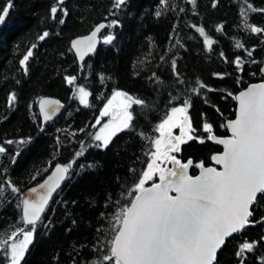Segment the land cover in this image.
I'll list each match as a JSON object with an SVG mask.
<instances>
[{
    "label": "trees",
    "instance_id": "16d2710c",
    "mask_svg": "<svg viewBox=\"0 0 264 264\" xmlns=\"http://www.w3.org/2000/svg\"><path fill=\"white\" fill-rule=\"evenodd\" d=\"M8 3L0 0V12ZM11 5L0 27V147L5 149L0 152V264L10 261L11 237L33 228L20 264H94L107 253L115 234L114 213L130 205L136 194L128 195L147 167L155 129L171 107L189 100L193 137L204 141L190 139L176 152L181 163L192 160L191 175L201 162L210 166L221 150L203 126L210 124L217 137L227 135L225 122L234 117V97L263 80L264 31L252 32L250 26L264 29V0H126L118 9L114 0H11ZM114 20L118 25L112 26ZM101 22L106 27L97 51L79 64L70 41ZM198 27L213 40L211 48ZM45 32L49 35L40 39ZM109 34L115 39L105 44ZM30 49L25 72L20 61ZM71 76L76 77L73 84L66 79ZM198 82L207 87L200 89ZM79 86L90 93L87 106L78 100ZM117 90L145 104L129 108L131 129L118 132L106 149L97 147L95 123ZM45 96L64 106L44 123L37 103ZM77 152L83 155L77 157ZM57 163L69 166L66 181L38 223L27 226L22 193ZM251 210L250 220L264 217V195H258ZM254 224L226 239L216 264H232L239 246L250 240L255 242L252 255L263 254L264 223ZM250 264L258 263L252 259Z\"/></svg>",
    "mask_w": 264,
    "mask_h": 264
},
{
    "label": "snow or ice",
    "instance_id": "6c2138e0",
    "mask_svg": "<svg viewBox=\"0 0 264 264\" xmlns=\"http://www.w3.org/2000/svg\"><path fill=\"white\" fill-rule=\"evenodd\" d=\"M62 3V0H60ZM194 4L195 0H191ZM126 0H114V7L120 8ZM11 0L0 12V25L5 22L11 7ZM215 6V5H213ZM251 8V5L248 6ZM254 10V9H253ZM55 19L57 7L51 8ZM67 15V13H64ZM160 13L158 12L157 15ZM244 13H242L243 15ZM60 23H64L61 19ZM112 26L118 25V21H112ZM106 25H99L89 37L73 42L72 47L83 59L88 52L95 50V37ZM252 32H261L264 29L250 26ZM221 28H217L220 31ZM196 31L204 37V43L211 48L213 40L210 39L203 27ZM49 33L45 32L40 37L44 39ZM115 39L111 34L103 38L105 44H110ZM35 47V45L33 46ZM237 47L242 45L237 44ZM31 49L20 61L27 72V61L32 56ZM251 55V52L248 53ZM223 55V54H222ZM239 67L238 57L235 61ZM175 68V61H173ZM264 71V69H262ZM220 75V74H216ZM69 84L76 80L75 76L66 77ZM103 79V77H102ZM199 88L206 85L199 83ZM211 91V89H209ZM193 91H198L193 89ZM80 103L88 105L90 93L84 86L78 87ZM231 95V93H229ZM121 98V115L118 120L105 124L98 133L94 134L96 141H101L97 147L107 148L118 132L131 129L133 115L128 110L133 104L144 106L141 99H134L123 91H114L110 99L104 105L100 115L108 116L113 108V102ZM239 102L235 120H230L227 127L231 130V137L217 139L212 133V126L205 123L203 128L210 135L208 139L215 140L224 146L222 154L212 156L216 164L222 165L223 170L205 168L201 162L197 167L202 169L198 176L188 175L187 169L192 165V160L181 163L170 152H178L179 145L187 139H200L190 133L194 131L187 109L189 100H184L179 106L169 109V113L155 129L160 133L153 143L156 151L152 153L155 159L163 156L171 161L173 168L162 169L156 164L155 159L150 162L143 171L139 181L135 183L129 196L135 192L130 205H123L114 213L112 231L115 233L108 241L107 253L98 258L94 264H216L217 252L225 245V240L233 233L241 232L249 224L264 223V217L260 220H250L253 216L252 205L257 201L258 195H264V83L251 85L246 91L240 92L234 97ZM15 100V94L10 101ZM59 101H44L41 110L45 113V119H51V113L57 111ZM99 123V120L97 121ZM179 127L181 135L172 136L171 130ZM187 128V131L185 130ZM141 135H143L141 133ZM163 138V139H162ZM200 142L204 141L200 139ZM12 143V141H8ZM23 143V141H21ZM164 143L165 151L161 152V144ZM5 149L0 147V152ZM83 155L77 152L76 156ZM83 167V166H81ZM89 168L94 165H88ZM69 166H57L53 174L57 179L48 188L47 193H38L36 188L30 191L35 194L33 199H24L23 219L29 225H35L40 219L41 213L48 204L52 191L59 186V181L65 178ZM159 173V183H153L151 187H145L147 181ZM52 180V177H49ZM44 188V185H40ZM13 192L18 189L11 187ZM174 192L175 195H170ZM33 230L23 232V240L13 243L11 248V264H20L28 245L32 241ZM253 242H244L239 246L236 256L240 258V264H244L243 254L251 252Z\"/></svg>",
    "mask_w": 264,
    "mask_h": 264
},
{
    "label": "water",
    "instance_id": "95a60500",
    "mask_svg": "<svg viewBox=\"0 0 264 264\" xmlns=\"http://www.w3.org/2000/svg\"><path fill=\"white\" fill-rule=\"evenodd\" d=\"M64 1H65V0H62V3H61L60 0H57L58 4H63ZM6 18H7V16H6ZM6 18H5V21H6ZM4 23H5V22H4ZM4 23H3V24H4ZM3 24L0 25V27H2ZM101 24H104V25H105L104 22H101V23L97 24L96 26H94L93 29H92L89 33H87V34H85V35H82V36L75 37V38H73V39L71 40V50L73 51V53H74L75 57L77 58L79 64H81L86 58H88L90 55H92L93 53H95V52L97 51V49H98V47H99V44H100V34H101V32H102L103 29H101V31H100L99 33H97V36L94 38L95 41H96L95 50L92 51V52H88L86 55H84L83 59L80 58V54L77 52V50H76L75 48L72 47L73 42L76 41V40H82V39H84V38H86V37H89V36L91 35V33H92L93 31H95L96 28H97L99 25H101ZM262 69H264V61L262 62V64H261V68H260V71H261V74H262L263 80H261V81H259V82H255V83H251V84L247 85V86H246L244 89H242L240 92H242V91H246L251 85H258V84L264 83V71H262ZM240 92H238L237 95H238ZM235 100H236V99H235ZM44 101H59V105L56 106V107H57V111H56L55 113H51V114H50V115H51V119H48V120L45 119V113L41 110V104H42V102H44ZM63 106H64V105H63V103H62L61 100H59L58 98H55V97H50V96L42 97V98L38 101V103H37L38 111H39V113H40V115H41V118H42V121H43L44 123L47 122V121H50V120H52V119H54V118H56V117L62 112V110H63ZM238 107H239V102L236 100L235 114H234V117H233L232 119H230V120H235V119H236V115H237ZM230 120H227V121L225 122V128H226V130H227V132H228V135H227L226 137H217V136L214 135L217 139H223V138H229V137H231V135H232L231 130L227 127V124H228V122H229ZM211 135H213V134H211ZM211 141H212L214 144L218 145V146L221 148V151L218 152V153H216L215 155L222 154L223 151H224V146H223L222 144L217 143L215 140H211ZM189 160H191V159H189ZM58 165H59V166H64L62 163H57V164H55V165L53 166V168L51 169V171H50V172H49V173L43 178L42 181H40L39 183H37V184H35V185H33V186H31V187H29V188H27L26 190L23 191V193H22V198H21V215H22V219H23V208H24L23 201H24V199H30V200H31V199H33V198L35 197V194L32 193V192L30 191V190L33 189V188H36L38 193H47V192H48V188H49V187L52 185V183L57 179V177L54 176L53 174L56 172V168H57ZM173 167H174V165H173V163H172L169 167H166L165 170H166V169H169V168H173ZM190 168H191V165H190L189 168L187 169L188 175H190V176L195 177V176L200 175L201 172H202V169L199 168V171L197 172L196 175H191V174H190ZM205 168H215V169H217V171H222V170H223L222 165L216 164L215 161H213V160H212V165H210V166H206ZM67 174H68V173L65 174V178H64L63 180H60V181H59V186H58L57 188H55L54 191H52V193H51V195L49 196V199H48V204H49V202L51 201V199L53 198V196L56 194V192L61 188V186H62V185L64 184V182L66 181ZM49 177H52V180H49ZM157 183H159V180H158ZM40 185H44V188H43V189L40 188ZM147 187H151V185H150V186H147ZM147 187H146V188H147ZM169 194H170V195H175L174 192H170ZM48 204L45 206V210H46ZM45 210L41 213V215H40V219L43 217ZM40 219H39V220H40ZM39 220H37L36 223H38ZM23 222H24V219H23ZM36 223H35V224H36ZM24 224L27 225V226H30L29 224H27V223H25V222H24ZM249 225H250V224H249ZM249 225H248V226H249ZM248 226H246V227H248ZM246 227H245V228H246ZM233 234H234V233H233ZM233 234H232V235H233ZM232 235H231V236H232ZM227 238H229V237H227ZM227 238H226V239H227ZM225 241H226V240H225ZM222 247H223V246H222ZM218 252H219V250H218ZM218 252H217V253H218Z\"/></svg>",
    "mask_w": 264,
    "mask_h": 264
},
{
    "label": "rangeland",
    "instance_id": "374dc122",
    "mask_svg": "<svg viewBox=\"0 0 264 264\" xmlns=\"http://www.w3.org/2000/svg\"><path fill=\"white\" fill-rule=\"evenodd\" d=\"M78 95H79V93H78ZM112 95H113V94H112ZM111 97H112V96H111ZM111 97H110V98H111ZM110 98H109V99H110ZM78 100L80 101L79 98H78ZM120 100H121V98H117V100L113 102V105H114V106H113V108H112V110H111L110 115H108V116H101V115H99V116H98L97 121L99 120V123H97V121H96V123H95V126H97V129L95 130V133H94V134L98 133V132L100 131V129H101L105 124L109 123L110 121H113L114 118H115L116 120H118V119L120 118V115H121ZM103 108H104V107H103ZM103 108H102V109H103ZM128 110H129V109H128ZM101 111H102V110H101ZM100 113H101V112H100ZM191 126H192V125H191ZM185 130L187 131V128H186ZM171 132H172V136H173V137L178 136V135H181V132H180L179 127H177V128H173V129L171 130ZM94 134H93V138H94ZM190 134L193 136V131H192ZM159 136H160V133L157 131V137H159ZM157 137H156V138H157ZM156 138H155V139H156ZM155 139H154V140H155ZM162 139H163V138H162ZM185 140L188 141L189 139H187V137H185ZM99 142H100V144L102 143L101 141H99ZM181 145H182V144L179 145V148H180ZM152 146H153V149H152V152H151V154H150V158H149V162H148V164H149L150 162H152L153 159H155V158L152 156V153L156 151V148H155V146H154V143L152 144ZM160 151H161V152H164V151H165V145H164V143L161 144V149H160ZM169 155H172V156H175V157H176V152H170ZM155 162H156V164L159 165V167L162 168V169H165L166 167H169V166L172 164L171 161H168V160L164 159L163 156H160L158 159H155ZM148 164H147V166H148ZM146 169H147V167H146ZM146 169H145V170H146ZM154 178H158V179H159V173H156V174L153 176V179H154ZM153 179H151V180H149V181H152ZM149 181H147L146 184H147ZM146 184H145V187H146ZM31 230H33V229H31ZM25 231H30V230H24V229H23V230H21V231H18L15 235H13V236L11 237V238H13V239L9 242V246H8L9 258H10V261H9L8 264H11V248H10V245H12L13 243H19L21 240H23V232H25ZM15 236H18V238H14ZM32 238H33V236H32Z\"/></svg>",
    "mask_w": 264,
    "mask_h": 264
},
{
    "label": "flooded vegetation",
    "instance_id": "af4514ba",
    "mask_svg": "<svg viewBox=\"0 0 264 264\" xmlns=\"http://www.w3.org/2000/svg\"><path fill=\"white\" fill-rule=\"evenodd\" d=\"M69 47H70V51H71V41L69 43ZM227 135H228V132H227ZM227 135L225 136H222V137H226ZM221 151V150H220ZM219 151V152H220ZM212 165V163H211ZM192 166V165H191ZM206 167V166H204ZM198 171H199V167H198ZM255 224H250L248 227L246 228H249V227H253ZM262 243H264V232H263V235H262V239H261ZM247 242H253L255 243L253 240H250V241H247ZM257 244V243H256ZM255 245V244H254ZM264 247V245H263ZM250 255H243V261H244V264H250V260H255L258 264H264V250H263V254L262 255H255L253 256L252 255V251L251 252H248ZM232 264H240V258H238L236 255H235V260Z\"/></svg>",
    "mask_w": 264,
    "mask_h": 264
}]
</instances>
